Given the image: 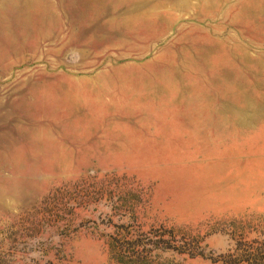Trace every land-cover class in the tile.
I'll list each match as a JSON object with an SVG mask.
<instances>
[{"label":"rangeland","instance_id":"rangeland-1","mask_svg":"<svg viewBox=\"0 0 264 264\" xmlns=\"http://www.w3.org/2000/svg\"><path fill=\"white\" fill-rule=\"evenodd\" d=\"M0 264H264V0H0Z\"/></svg>","mask_w":264,"mask_h":264}]
</instances>
